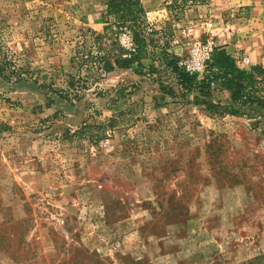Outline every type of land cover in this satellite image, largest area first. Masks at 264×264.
I'll return each instance as SVG.
<instances>
[{
	"label": "rangeland",
	"instance_id": "374dc122",
	"mask_svg": "<svg viewBox=\"0 0 264 264\" xmlns=\"http://www.w3.org/2000/svg\"><path fill=\"white\" fill-rule=\"evenodd\" d=\"M111 1L0 0V70H14L0 71V264H264L263 116L199 109L169 64L184 71L196 40L232 42L237 11L214 0L208 31L165 56L146 16L121 24ZM250 1L264 32V0ZM126 31L145 51L105 72L99 56L139 53Z\"/></svg>",
	"mask_w": 264,
	"mask_h": 264
},
{
	"label": "trees",
	"instance_id": "16d2710c",
	"mask_svg": "<svg viewBox=\"0 0 264 264\" xmlns=\"http://www.w3.org/2000/svg\"><path fill=\"white\" fill-rule=\"evenodd\" d=\"M108 13L113 14L117 18V22L121 24L131 23L132 26L140 27L142 24L141 21L145 15V10L140 0H112L108 4ZM141 33V31L134 33L135 41L138 45L137 51L139 52L134 58H123L122 55L119 54L116 56L114 64H112L108 57H98L99 63H104L103 70L105 72L131 67L135 58H139L145 51L146 41ZM163 52L165 56L168 55L165 54L166 49H164ZM87 58L89 59L92 57L89 55ZM170 61L169 64L172 65V70L176 73V85L179 86L182 91L188 93L198 91L192 103L199 109L207 111L210 115L240 114V112L231 105L215 104L211 101L210 89L212 84L219 82L224 88L232 92V98L236 106L249 109L258 108L261 110L260 112L264 114V68L262 66H253L250 70L241 69L236 66L230 54L224 50L216 49L207 67L206 73L202 78H198L196 75H190L182 71L175 62L176 58ZM10 66L11 64L4 59L3 68L0 71L7 80L9 78H7L5 72L14 73V70H11ZM151 70L153 69L151 68ZM68 87H74L73 79H70L68 82ZM52 91L69 103L72 102V99L69 98L67 94L63 93L62 90L54 89ZM74 97L79 100L77 94H75ZM87 129H90V126L84 125L79 131L82 132Z\"/></svg>",
	"mask_w": 264,
	"mask_h": 264
},
{
	"label": "crops",
	"instance_id": "0c3cea01",
	"mask_svg": "<svg viewBox=\"0 0 264 264\" xmlns=\"http://www.w3.org/2000/svg\"><path fill=\"white\" fill-rule=\"evenodd\" d=\"M224 1L226 5L222 7L221 11H225L224 13H229V15H231V11H237L238 14L236 16L239 17L237 22L238 24L242 23V27L238 26L235 28L236 30L229 33L228 37L232 42L217 46V50H224L230 54L236 66L241 69L250 70L251 67L256 65L264 68V40H262V42H257V40L254 39V36L257 34L264 38V32H261L260 29L257 32L253 30V27L257 26V23H254V21H256L257 10L253 7V2L248 0L247 2L238 4L239 8L237 10H232V2L228 0ZM141 3L145 10L147 27H149L152 32L156 30L159 40L169 43L166 50L177 56H180L185 50L184 43H180L182 42L180 38L181 35L188 37L191 35V31H193L195 35H197V33H205V31H208L205 25L209 22V16H216L215 14H217L218 11L215 7L217 2L214 0L206 1V5H203L204 2L202 0H141ZM245 23L251 24L252 28L248 27L249 25H244ZM247 33L250 34L247 41H241L240 38L244 37ZM148 38H150V40L153 39V42H155L151 33L148 34ZM244 57L248 58L250 61L248 66L240 61ZM215 87L220 89H218V93L215 94L218 98V103L231 105L238 112L250 111V109H241L236 106L232 98V92L224 88L219 82L212 84V88ZM219 95L221 97H219ZM256 109L261 111L258 108ZM261 115L264 120V114L261 113Z\"/></svg>",
	"mask_w": 264,
	"mask_h": 264
},
{
	"label": "built area",
	"instance_id": "2783aa9c",
	"mask_svg": "<svg viewBox=\"0 0 264 264\" xmlns=\"http://www.w3.org/2000/svg\"><path fill=\"white\" fill-rule=\"evenodd\" d=\"M123 49L131 55L137 54V46L134 38L131 36L129 31L124 33L122 41ZM216 50L215 43L211 40H196L193 42L190 49V56L180 66L185 72L189 74L202 75L206 73L207 67L212 60L213 54ZM242 63L248 64L250 61L248 58H242Z\"/></svg>",
	"mask_w": 264,
	"mask_h": 264
}]
</instances>
